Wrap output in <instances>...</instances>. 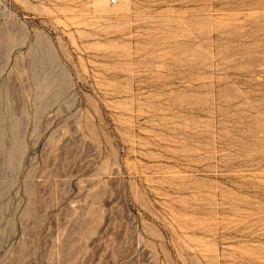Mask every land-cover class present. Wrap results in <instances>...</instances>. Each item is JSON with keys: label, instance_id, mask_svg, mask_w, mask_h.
<instances>
[{"label": "rangeland", "instance_id": "1", "mask_svg": "<svg viewBox=\"0 0 264 264\" xmlns=\"http://www.w3.org/2000/svg\"><path fill=\"white\" fill-rule=\"evenodd\" d=\"M0 264H264V0H0Z\"/></svg>", "mask_w": 264, "mask_h": 264}]
</instances>
